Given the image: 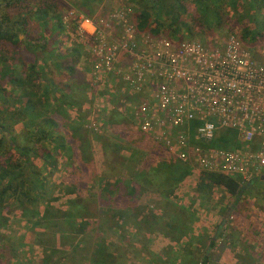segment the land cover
<instances>
[{
	"label": "trees",
	"instance_id": "16d2710c",
	"mask_svg": "<svg viewBox=\"0 0 264 264\" xmlns=\"http://www.w3.org/2000/svg\"><path fill=\"white\" fill-rule=\"evenodd\" d=\"M99 1L81 0L79 9L89 16L92 4ZM123 2L132 8V20L139 32L158 36L165 31L182 40L184 33L190 34L187 19L198 30L219 29L227 21L228 9L230 15L247 18L246 36L253 40L262 37L254 25L258 12L264 9V0ZM36 21L44 26L55 21L50 38L44 36L46 30L37 36V30L31 28ZM61 28L54 0H0V228L8 221L5 211L17 210L33 234L34 243L46 251L40 264H60L65 255L58 247L66 241L72 250L81 248L86 253L81 257L89 264H121L104 238L94 236L105 226L120 233L122 224L116 218L132 220L140 232L157 231L178 246L166 251L179 258L171 264H210L215 239L220 237L230 250L241 246L245 254L251 253L248 256L264 254V245L256 252L260 243L240 231L241 224L230 221L234 213H240L242 198L256 190L255 183L264 180L259 177L242 183L236 176L200 171L193 189L195 198L208 204L217 189L230 203L222 209L224 220L217 227L216 237L195 235L193 212L172 201L175 190L192 174L193 167L143 131L133 116L120 109V102L106 114L105 124L111 134L96 137L104 158V172L96 173L92 130L86 127L83 105L78 103L84 101V92L90 89L82 78L84 72L77 68L87 55L81 44L62 48L56 43L55 33ZM71 110L77 115L72 116ZM199 124L194 121L189 125L191 145L224 151L241 146L237 132L227 128L219 129L209 142L195 141L194 131ZM124 141L142 151L141 162L128 169V174L126 168L132 159L131 154H122ZM61 157L66 163V179L59 187L52 177ZM91 184H96L98 190L94 191ZM55 188L67 198L65 210L53 206ZM149 191L161 197L158 212L139 201ZM93 206L99 219L102 217L98 228L88 222L97 211L92 210ZM226 230L230 232L224 236ZM0 238L4 237L0 234ZM2 247L9 253L14 251L0 244V260L4 256ZM11 258L5 264H15Z\"/></svg>",
	"mask_w": 264,
	"mask_h": 264
},
{
	"label": "built area",
	"instance_id": "2783aa9c",
	"mask_svg": "<svg viewBox=\"0 0 264 264\" xmlns=\"http://www.w3.org/2000/svg\"><path fill=\"white\" fill-rule=\"evenodd\" d=\"M124 10L98 22L74 9L60 15L62 28L73 27L76 41L89 46L94 81L115 77L130 97L122 100V111L193 170L236 176L242 183L263 177L264 54L259 58L233 35L217 46L156 38L139 32ZM194 121L200 123L195 141L209 142L227 128L237 132L241 146L224 151L191 145Z\"/></svg>",
	"mask_w": 264,
	"mask_h": 264
},
{
	"label": "rangeland",
	"instance_id": "374dc122",
	"mask_svg": "<svg viewBox=\"0 0 264 264\" xmlns=\"http://www.w3.org/2000/svg\"><path fill=\"white\" fill-rule=\"evenodd\" d=\"M54 1L58 7V13H60V15L69 9H74L81 12L79 9V2H81V0ZM241 3L244 6L245 3L242 1ZM123 8L126 9L124 10L125 12L127 11L129 13L128 17L132 22V8L125 5L123 0H100L99 2H94L92 4L93 13L90 14L89 17L98 22L99 20H105L106 18L108 19L111 13L123 10ZM227 10L228 9L225 11L228 15V17H226L227 21H225V24L219 29L206 30L205 28H200L201 30H198L199 28L194 26V22H192L190 19H187L190 34L184 33V39L194 40L207 46H217L219 43L224 42L230 35H233L240 38L241 41L244 40L246 45L251 42V44L248 46L252 48V50L257 55H259L260 58V55L264 54V9L258 12L257 22H255L254 25L255 29H259L258 31L261 32L262 37L256 38L254 40L251 36L245 35L244 27L249 26L247 18H242L238 15H230V12ZM253 12L255 11L253 10ZM54 25L55 21L46 26H44L41 22L36 21L31 28L37 30V36L46 30V35L44 36L48 39L51 36L52 28H55ZM113 28L114 36L118 37L120 35V28L115 25ZM74 31L75 29L73 27L68 28V30L61 28L60 31H56V43H61L62 48L69 47L72 44H75V42L77 44L78 42L76 41L77 38L75 37ZM164 33L161 32L158 36L152 35L150 33L149 34L156 38L176 40L171 35ZM83 50L87 55L89 46H85ZM261 58H263L262 55ZM77 68L79 71L81 70L84 72L82 78L90 86V89L84 92V101L80 100L78 103L79 106L80 102L81 105H83L81 113L85 114L84 117L86 119V127L89 128V130H92L91 138L94 166L96 173L101 175L104 172V158L100 143L96 137L100 135L111 134L106 128L105 118L107 114V108L109 106H118L119 102L123 99L119 95V92H121V84L115 77L112 76L110 78L104 79V82L102 81L101 84L95 82L90 75L92 71V61L90 60L89 55H87V59H81L77 63ZM73 112L74 113H72L71 110L72 116H76L77 112ZM133 134L134 137L137 135L135 132ZM146 140L147 139H144V141ZM124 143V151L122 154L127 157L131 154L130 159H132V164H128L126 168V174H128V169H131L133 165L138 166V164L141 162L142 151L136 150L135 147H130L127 145L128 143L126 141H124ZM199 172L200 171L197 169H194L192 174L177 187L172 201L179 206H182L183 208L193 212V233L202 232L205 233L206 237H216L217 227L220 224L221 219L224 218L222 214V209L224 207H222V204H229L230 199H228L226 196L223 197L221 192L217 189H215L214 193L212 194V198L214 200L210 201L208 204L207 202H203L202 200L195 198L193 189ZM65 179L66 163L64 157H61L59 159L58 169L54 173L52 180L56 186L61 187V185L64 184ZM90 187L94 191L98 190L96 184H91ZM254 187V189H256L255 191H252L242 198L243 201L239 207L240 213H234L230 218V221L231 224H241L239 227L241 228L240 231L248 235L250 240L253 239L260 243L257 245V252L260 250L259 248L264 245V182H257L254 184ZM51 198H55L52 201L55 208L60 210L66 209L65 201L67 198L61 193V189L55 188ZM139 201L141 204L149 206L150 210L154 212H158L159 205L162 204L161 197L158 194L152 193L150 191L143 195ZM121 207L122 206H120V208ZM95 209L97 210V208L93 206L92 210L95 211ZM122 212L124 211L122 210ZM5 215L8 221L5 227L0 228V234L4 237L0 238V244H3L5 248L12 247L14 251L9 253L8 249L4 250L2 247L1 252L4 254V256L1 255L2 259L0 260V263L5 264L7 258L12 256L11 263L40 264L41 260L43 259V254L46 251L45 249L42 250L40 245L34 243L33 234L28 230L27 224L24 219L21 218L20 213L13 209L11 212L5 211ZM215 217H217V219H215ZM100 219H102V217H100ZM100 219L98 217L97 210L95 211V217L93 216V218L88 219V222L93 228H98ZM115 220H118L120 225L122 224L120 227V233H116L114 230H108L105 226L102 229L97 230L94 233V236L98 235L104 238L106 244L109 246L110 252L119 258L121 264H171L173 261L176 263L178 262V257L175 259L171 257L169 253H166L169 248L175 247L178 249V246H175L159 232L153 231L152 233H149L145 229L140 232L139 230H141V228L136 226L134 227L131 223L132 220L130 221L129 219L123 218H116ZM205 225H208V227H205ZM228 232L230 231L226 230L223 235L225 236V234H228ZM223 238L220 237L215 239L216 246L211 251L210 264H264V254L257 255V252L256 255L252 254V256H248L251 253L249 252L245 254L243 252L244 248L241 246L237 247V245H234L237 247L234 248V251L230 250L228 243H225L226 241H224ZM66 243L67 244L64 246L61 245L58 247L59 251L61 250L65 255V258L60 255L62 256L60 264H89L81 257L82 254H85L86 256L85 252L82 253L80 251L81 248L78 250H72L70 246L71 244H69L67 241ZM159 258L161 260H159Z\"/></svg>",
	"mask_w": 264,
	"mask_h": 264
},
{
	"label": "crops",
	"instance_id": "0c3cea01",
	"mask_svg": "<svg viewBox=\"0 0 264 264\" xmlns=\"http://www.w3.org/2000/svg\"><path fill=\"white\" fill-rule=\"evenodd\" d=\"M119 95H120V97H122L123 99H127V98H128V96L126 95V93L119 92ZM123 99H122V100H123ZM122 106H123V105H122V101H120V106H119V107H120L121 110H122ZM112 108H113V107H110V106H109V107L107 108V112H109ZM224 206H225V205L222 204V207H224ZM217 217H218V216H217ZM217 217H215V219H217ZM215 219H214V220H215ZM222 220H224V218L221 219V221H222ZM220 223H221V222H220ZM205 227H208V225H205ZM194 234H195V235H198V234H203V235H205V233H202V232H194ZM216 234H217V233H216Z\"/></svg>",
	"mask_w": 264,
	"mask_h": 264
},
{
	"label": "water",
	"instance_id": "95a60500",
	"mask_svg": "<svg viewBox=\"0 0 264 264\" xmlns=\"http://www.w3.org/2000/svg\"><path fill=\"white\" fill-rule=\"evenodd\" d=\"M261 180H264V176H263V177H261Z\"/></svg>",
	"mask_w": 264,
	"mask_h": 264
}]
</instances>
